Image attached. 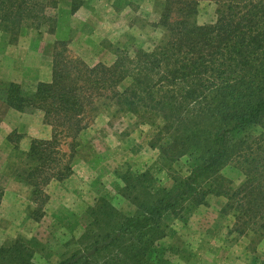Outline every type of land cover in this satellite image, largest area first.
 Returning <instances> with one entry per match:
<instances>
[{
	"label": "trees",
	"instance_id": "16d2710c",
	"mask_svg": "<svg viewBox=\"0 0 264 264\" xmlns=\"http://www.w3.org/2000/svg\"><path fill=\"white\" fill-rule=\"evenodd\" d=\"M213 1L216 22L199 24V0H166L157 22L167 29L166 40L133 54L117 48L110 65L67 57L60 49L67 43L56 41L50 81L38 82L30 94L13 81L1 88L0 100L22 112L42 110L52 126L51 138L33 139L29 149L36 161L28 174L35 193L51 179L71 175V163L56 158L61 137L77 136L88 107L103 98L144 121L162 117L172 139L169 158L199 152L200 163L176 178L172 189L152 192L131 183L137 187L129 186L135 215L98 202L91 211L97 228L86 234L88 243L58 264H151L154 246L167 236L164 214L178 215L186 201L206 204L209 194L227 197L238 233L252 227L264 232V0ZM58 7L59 0H0V30L10 42L24 28L47 25L55 33ZM249 127L261 131L236 136ZM231 163L245 176L237 188L222 172ZM31 252L18 239L0 247V264H31Z\"/></svg>",
	"mask_w": 264,
	"mask_h": 264
},
{
	"label": "rangeland",
	"instance_id": "374dc122",
	"mask_svg": "<svg viewBox=\"0 0 264 264\" xmlns=\"http://www.w3.org/2000/svg\"><path fill=\"white\" fill-rule=\"evenodd\" d=\"M110 2L96 12L97 5L91 0H67V4L59 0L57 33L52 34L47 25L41 30L26 28L24 32L41 34V52H35L29 39L18 38L12 42L16 55L41 64L42 76L48 78L52 76L54 45L59 40L67 43L60 46L67 57L79 58L90 66L112 64L117 48L133 54L138 48H153L166 40L167 29L157 25L166 0ZM73 4L78 6L74 13ZM217 9L215 1L199 0L194 18L199 24L214 23ZM0 35L2 50L7 36L4 39V34ZM6 66L0 60V67ZM6 79L0 78V93L10 82ZM38 82L34 77L20 84L30 94ZM128 83L122 82L119 88L123 90ZM93 106L88 107L84 127L77 136L61 137L56 158L61 164L71 163V175L42 184L39 193L28 180L36 164L29 149L33 139L44 138L33 137L30 132L47 136L48 130L42 129L51 130L52 126L44 121L46 124L39 128L37 117L38 113L44 115L42 110L21 111L6 121L1 116L5 111L0 109V247L22 240L32 251L31 264H58L82 250L88 243L86 234L97 228L91 211L98 202L106 200L121 213L135 215L137 206L130 196L137 187L131 183L152 192L172 189L176 178L186 177L200 163L195 151L177 159L168 157L172 139L164 133L162 117L144 121L106 98ZM260 131V127H249L236 136ZM222 172L233 181V188L245 179L235 163ZM227 202L225 196L209 194L206 204L195 206L186 201L178 215L166 212L163 227L167 236L154 246L151 264H264V232L252 227L245 234L238 233L237 213L227 208Z\"/></svg>",
	"mask_w": 264,
	"mask_h": 264
},
{
	"label": "crops",
	"instance_id": "0c3cea01",
	"mask_svg": "<svg viewBox=\"0 0 264 264\" xmlns=\"http://www.w3.org/2000/svg\"><path fill=\"white\" fill-rule=\"evenodd\" d=\"M63 1H65V3L67 4V0H63ZM91 2L93 3V5H97L96 12L99 11L98 7L104 8L105 6L111 3L110 0H91ZM127 4L129 7L130 3H127ZM25 29L26 28H24L21 31L19 35V38H20L19 40L22 39L26 41L27 39H29L30 40L29 43L34 44L33 48L35 49V52H41V45H40L41 40L39 38L41 34L39 32H34V31L24 32ZM33 29H36V28H33ZM37 30H41V29H37ZM56 33L57 32L52 33V34H56ZM0 34H4V39H5V36H7L6 37L7 41L3 47L4 49L0 50V60L2 62H6L7 66L4 69L3 67H0V78H5V79L7 78L6 80L10 82L12 81L17 82V83H21L23 81H26L27 79L34 78V77L39 82L40 81H50L52 79V76L48 78H45L42 76V74L44 73V70L42 69L41 64H38L36 62L32 63L31 61H27V60L25 61V56L16 55V51H15L16 46L14 43L10 42L9 35L4 33L2 30H0ZM29 60H30V57H29ZM8 63H10L9 66H8ZM8 68H10L9 69L10 72H8ZM0 109L2 111H5L1 116L3 120H6V121H8V119H10L11 116L18 115L21 113V111L16 110L10 107L9 105H7L3 100H0ZM24 115H30L31 117V114H28V113H24ZM28 117H25L24 119H27ZM37 118H38L37 123L39 124V128L42 129L41 125L46 124V123L44 124V115L41 113H38ZM46 130H48L47 136H42L41 134H35L34 132H30V133L33 137H36V138H44V139L50 138L52 136V128L51 130H49V128L48 129L43 128L42 132L43 131L46 132ZM18 132L21 133L20 130H18Z\"/></svg>",
	"mask_w": 264,
	"mask_h": 264
}]
</instances>
